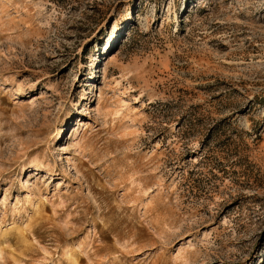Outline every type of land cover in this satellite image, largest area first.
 <instances>
[{
	"label": "rangeland",
	"instance_id": "374dc122",
	"mask_svg": "<svg viewBox=\"0 0 264 264\" xmlns=\"http://www.w3.org/2000/svg\"><path fill=\"white\" fill-rule=\"evenodd\" d=\"M0 264H264V0H0Z\"/></svg>",
	"mask_w": 264,
	"mask_h": 264
},
{
	"label": "bare ground",
	"instance_id": "6f19581e",
	"mask_svg": "<svg viewBox=\"0 0 264 264\" xmlns=\"http://www.w3.org/2000/svg\"><path fill=\"white\" fill-rule=\"evenodd\" d=\"M25 226V225H24ZM30 228V227H29ZM24 232V231H23ZM29 232V231H28ZM21 233V232H20ZM21 236H22V234H21ZM23 237H24V235H23Z\"/></svg>",
	"mask_w": 264,
	"mask_h": 264
}]
</instances>
